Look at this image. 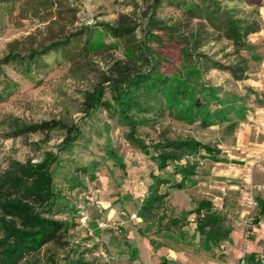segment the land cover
<instances>
[{
  "label": "rangeland",
  "instance_id": "374dc122",
  "mask_svg": "<svg viewBox=\"0 0 264 264\" xmlns=\"http://www.w3.org/2000/svg\"><path fill=\"white\" fill-rule=\"evenodd\" d=\"M56 1L52 10L37 11L31 0H0V58L7 51L25 53L31 47L39 48L64 36L71 37V44L75 45L78 40L74 35L84 25L114 23L120 15L136 26V38L143 39L144 13L151 3V0ZM243 7L250 11L256 9L254 16L259 22V29L248 37L255 49L241 51L247 59L245 78L236 80L218 68H209L203 78L219 89L222 99H233L244 105L246 116L238 117L231 110L229 120H217L204 127L199 121L187 123L165 111L138 127V134L149 144L154 145L164 137L191 136L213 148V156H189L180 161L184 163L188 159L196 163L195 180L181 189L170 188L165 204L166 213L179 215L191 209L200 198L214 202L231 232L213 256L194 246L199 241L197 237L193 239L194 214L171 231L158 230L156 225L146 228L145 222L135 215L148 173L153 171L173 181L178 177L172 172L174 164L170 162L163 172L157 171L151 158L155 153L153 148L145 154L131 146L124 137L126 128L107 114L104 105L93 115L80 118L84 90L92 89L116 62L143 68L140 59L125 52L102 32L101 38L108 46L90 53L88 60L73 63L52 50L46 58L48 64L39 66L31 74H22L12 63L4 66L5 78L0 83V172L10 160H38L46 151L57 152L59 159L52 164L53 183L81 210L77 216L58 213L57 217L75 221L76 226L69 230V239L80 249L94 245L93 252L85 255L88 259L96 257V264H238L244 249L247 253L261 249L258 253L264 254V218L258 223L253 221L257 213L255 198H264V161H257L264 151V58L261 55L264 53V0H247ZM57 10L61 16L55 13ZM157 13L177 17L180 11L167 4ZM157 33L163 35L162 31ZM96 37L100 38L99 31ZM204 42L199 51L211 61L225 65L237 61L235 54H229L233 51L230 42L211 36ZM150 44L164 53L162 63L167 71L179 67L180 57L170 41L164 38L163 44ZM254 50L256 57L251 54ZM252 91L261 94L260 100L255 99ZM48 119L80 125L82 134L71 149L58 150L65 134L63 129L48 131L47 136L40 131L7 136L14 120L33 123ZM235 120L237 123L232 124ZM106 137L122 165L106 154ZM91 172L95 173L94 179L90 177ZM73 176L78 177L80 184L71 188ZM151 238L155 240V247L149 242ZM61 251L56 264H62ZM40 264L50 263L44 259Z\"/></svg>",
  "mask_w": 264,
  "mask_h": 264
},
{
  "label": "trees",
  "instance_id": "16d2710c",
  "mask_svg": "<svg viewBox=\"0 0 264 264\" xmlns=\"http://www.w3.org/2000/svg\"><path fill=\"white\" fill-rule=\"evenodd\" d=\"M245 1L151 0L149 10L144 13L143 39L136 38V26L125 15H120L114 23L84 25L74 35V39L78 40L75 45L71 44V37L64 36L39 48L31 47L25 53L7 51L0 58V83L5 78L4 66L12 63L19 72L28 75L39 66L48 64L46 58L52 50L60 52L73 63L88 60L90 53L108 46L101 38L102 32L113 38L125 52L140 59L143 68L136 69L129 63L116 62L110 67V73H105L92 89L84 90L80 118L93 115L104 105L107 114L126 128L124 137L131 146L145 154H149L150 148H153L155 153L151 158L157 171L163 172L170 162L174 164L172 172L178 177L173 181L153 171L148 173L144 193L138 197L135 215L145 222L146 228L156 225L158 230L171 231L173 227L183 225L188 215L194 214L193 239H199L194 246L213 256L215 249L221 248L229 238L231 227L225 224L224 215L211 199L200 198L191 209L179 215L168 214L165 209L170 188L181 189L195 180L196 163L188 159L184 163L180 161L189 156L212 155L213 148L191 136L175 139L164 137L154 145L149 144L138 134V127L148 124L165 111L187 123L199 121L204 127L217 120H229L231 110L238 117L246 116L244 105L233 99H222L218 95L219 89L203 78L209 68L225 70L236 80L245 78L247 59L241 51L255 49L248 37L259 29V22L254 16L256 9L250 11L243 7ZM31 2L37 11H50L57 1ZM167 4L179 9L177 17L157 13ZM58 10L55 13L61 16ZM97 31L101 39L96 37ZM158 31H162L163 35ZM207 36L230 42L233 51L229 54H235L237 61L225 65L211 61L210 57L200 52L199 48L205 44ZM164 38L176 47L181 62L179 67H171L169 71L162 63L164 53L150 44H163ZM251 54L257 56L255 50ZM261 55L264 58V53ZM252 93L256 100H260L259 92ZM212 103L216 105L211 107ZM236 123L237 120L232 124ZM9 126L7 136L36 131L44 132L47 136L48 131L63 129L65 134L58 145L59 151L71 149L82 134L79 124L61 119L33 123L14 120ZM105 146L106 154L122 165L110 145L109 137H106ZM58 159L57 152L46 151L38 160H10L0 172V264H40L44 259L56 264L60 249L62 264H96V257L88 259L85 255L93 252L94 245L80 249L76 242L71 243L69 239V230L76 226L75 221L68 217H57L58 213L77 216L81 212L53 183L52 164ZM89 174L92 179L95 178L94 172ZM71 180V188L80 184L77 176ZM255 200L257 213L253 221L258 223L264 218V198L257 196ZM149 242L156 246L153 238ZM245 259L247 264H260V254L256 251L246 253Z\"/></svg>",
  "mask_w": 264,
  "mask_h": 264
},
{
  "label": "built area",
  "instance_id": "2783aa9c",
  "mask_svg": "<svg viewBox=\"0 0 264 264\" xmlns=\"http://www.w3.org/2000/svg\"><path fill=\"white\" fill-rule=\"evenodd\" d=\"M258 162H261V161H264V151H262L261 155L259 156ZM85 217L83 218V222L85 220ZM247 253V250L244 249L241 256H240V259H239V263L238 264H247V261L245 259V254ZM260 264H264V254L260 253Z\"/></svg>",
  "mask_w": 264,
  "mask_h": 264
},
{
  "label": "crops",
  "instance_id": "0c3cea01",
  "mask_svg": "<svg viewBox=\"0 0 264 264\" xmlns=\"http://www.w3.org/2000/svg\"><path fill=\"white\" fill-rule=\"evenodd\" d=\"M261 249L255 250L256 252H260Z\"/></svg>",
  "mask_w": 264,
  "mask_h": 264
}]
</instances>
